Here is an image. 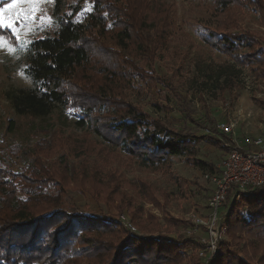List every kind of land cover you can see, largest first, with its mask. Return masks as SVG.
<instances>
[{"label": "trees", "instance_id": "1", "mask_svg": "<svg viewBox=\"0 0 264 264\" xmlns=\"http://www.w3.org/2000/svg\"><path fill=\"white\" fill-rule=\"evenodd\" d=\"M92 2L95 10L89 25L100 27L98 33L67 18L53 36L29 44L25 74L33 87L7 94L14 112L44 117L56 106L75 107L79 110L80 127L87 126L108 145L122 149L128 158L146 166L166 164L172 156H192L191 148L200 142L221 146L216 135L193 136L166 129L160 122L149 120L144 112L116 101V89L108 87L115 79L129 80V73H123L122 68L128 64L134 67L123 53H135L151 63L160 47H168L172 25L169 6L163 0ZM212 2L220 31L235 20L232 6L248 4L264 22V0ZM6 3L7 0H0V8ZM61 4V0H55L54 14H58ZM108 22L110 30L105 31ZM203 30L202 41L226 55L233 56L246 48L239 61L248 65L255 77L264 80V46L257 48V39L251 34ZM0 35L14 40L8 29L0 28ZM104 35L110 44L99 41L98 37ZM151 74L143 73L145 78H153ZM209 74L215 81L224 77L227 84L236 71L211 65ZM42 150L35 152L39 153L34 158L35 166L20 173L9 171L0 161V264H179L185 259L188 264H200L196 251L203 245L191 238H166L158 233L160 225L153 216L148 215L147 221L136 217L131 198L118 191L119 184L124 182L120 172L110 176V187L99 180L98 167L82 164L64 165L61 169L40 157V153L47 152ZM94 154L102 153L99 149ZM199 164L212 174L211 164ZM67 183L82 191L90 184L91 193L106 189L103 200L116 203L118 212L129 211L141 228L149 230V236L135 235L117 221L61 209L60 196ZM142 187L144 199L156 203L155 188L144 182ZM248 190L250 195L242 194L228 208V219L223 225L231 241H219L217 253L208 264H264V187ZM166 226L171 228L173 223L166 221ZM188 248L195 249L196 256L185 258Z\"/></svg>", "mask_w": 264, "mask_h": 264}, {"label": "rangeland", "instance_id": "2", "mask_svg": "<svg viewBox=\"0 0 264 264\" xmlns=\"http://www.w3.org/2000/svg\"><path fill=\"white\" fill-rule=\"evenodd\" d=\"M7 1L1 8H7L12 3V0ZM61 1L58 14L53 12L55 0L35 5L21 4L8 9L7 15H12L17 10L35 8L36 19L21 30L19 39L12 32L14 40L5 37L6 41H11V49L7 43L0 48V161L9 171L20 173L29 166H35L34 158L39 154L35 152L47 148L42 150L47 152L40 153V157L50 165L54 162L61 169L64 165L96 166L100 169L99 180L110 187L113 186L110 176L118 171L125 182L119 184L118 191L131 198L137 211L136 217L139 215L146 220L151 215L160 225L158 233L166 238H191L199 244L200 236H205L207 231L195 220L199 217L204 222L209 221L208 199L214 190V185L205 178L211 173L202 169L199 163L211 164L214 167L212 174H216L221 159L228 152L227 144L251 148L250 141L264 131V80L255 77L249 66L239 61L246 54V48H241L233 56L226 55L206 45L200 34L203 29L224 34H251L257 39V48L263 47L264 22L260 14L248 4L232 6L235 20L231 26L220 31L217 29L218 20L213 16L212 0H163L169 6L172 18L168 47H160L151 63H146L135 53H123L134 68L129 64L122 68L123 73H129L128 81L115 79L109 84L108 87L117 91V99L113 97L116 101L127 103L144 112L149 120L158 121L166 129L185 135L215 133L221 123L230 125L232 129L227 135L215 134L222 142L221 146L200 142L191 148L192 156H172L166 164L146 166L137 159L128 158L122 149L108 145L87 126L80 127L79 110L75 107L56 106L47 116L33 117L17 115L8 102V93L33 87L32 80L25 74L28 46L32 41L53 36L61 21L67 18L90 27L89 21L95 10L92 0ZM109 24L105 31L110 28ZM99 28L90 27V30L98 33ZM98 38L110 44L105 35ZM21 40L26 42L23 47ZM211 65L215 69L219 66L232 67L236 74L227 84L224 77L215 81L209 74ZM143 73L151 74L153 78H145ZM10 121H13L12 125ZM99 149L102 154L97 156L94 153ZM89 150L94 153L89 154ZM142 182L155 188L156 203L144 199ZM87 186V190L82 191L67 183L64 194L60 196V208L117 222L119 215L123 214L135 226V235L149 236V230L141 228L129 211L118 212L116 203L103 200L106 189L98 188L91 193L90 184ZM250 193L248 189L244 192ZM232 202L229 195L220 207L222 219L219 223L227 221ZM166 221L173 226L168 228ZM223 240L230 242L231 236L226 233ZM184 255L185 258L197 255L198 262L202 264L198 250L195 255V249L188 248ZM179 264L188 262L185 259Z\"/></svg>", "mask_w": 264, "mask_h": 264}, {"label": "built area", "instance_id": "3", "mask_svg": "<svg viewBox=\"0 0 264 264\" xmlns=\"http://www.w3.org/2000/svg\"><path fill=\"white\" fill-rule=\"evenodd\" d=\"M218 129L211 135L230 134L231 126L221 123ZM251 148H245L238 144H227L228 152L218 165V173L205 175L213 185L214 190L208 199L209 221L204 222L199 217L195 223L206 227L205 236H200L201 245L198 256L203 260L202 264H208L217 253V245L226 234V227L219 223L222 219L220 207L227 197L238 200L249 188L264 187V131L257 135L249 143ZM118 222L132 232H136L135 226L128 218L121 214ZM200 231V230H198Z\"/></svg>", "mask_w": 264, "mask_h": 264}, {"label": "snow or ice", "instance_id": "4", "mask_svg": "<svg viewBox=\"0 0 264 264\" xmlns=\"http://www.w3.org/2000/svg\"><path fill=\"white\" fill-rule=\"evenodd\" d=\"M50 2V0H12V3L7 8H0V28L11 30L12 34L19 39L21 30L29 27V25L35 22V8L31 10H17L12 15H7L8 9L14 8L16 5L31 4L35 5L38 3ZM50 19V18H49ZM8 44L11 49V41H6L5 37L0 36V48ZM21 47L26 43L21 40Z\"/></svg>", "mask_w": 264, "mask_h": 264}]
</instances>
